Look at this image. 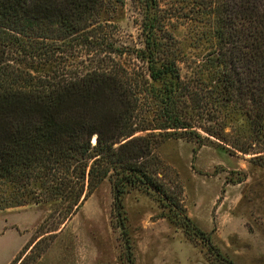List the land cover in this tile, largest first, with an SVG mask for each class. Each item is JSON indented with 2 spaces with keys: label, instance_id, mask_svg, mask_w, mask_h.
Returning <instances> with one entry per match:
<instances>
[{
  "label": "trees",
  "instance_id": "16d2710c",
  "mask_svg": "<svg viewBox=\"0 0 264 264\" xmlns=\"http://www.w3.org/2000/svg\"><path fill=\"white\" fill-rule=\"evenodd\" d=\"M143 3L144 45L135 50L143 66L115 61L113 53L123 51L109 45L105 63L84 71L67 59L55 63V55L78 39L88 43L104 0H0V209L53 203L67 219L108 179L117 216L128 190L143 189L203 242L210 264H234L155 185V146L164 134L199 146L204 138L194 124L199 94L180 78L165 13L157 0ZM212 13L213 54L222 69L213 93L225 107L239 104L260 132L264 0H218Z\"/></svg>",
  "mask_w": 264,
  "mask_h": 264
},
{
  "label": "rangeland",
  "instance_id": "374dc122",
  "mask_svg": "<svg viewBox=\"0 0 264 264\" xmlns=\"http://www.w3.org/2000/svg\"><path fill=\"white\" fill-rule=\"evenodd\" d=\"M217 2L157 0L178 51L180 78L199 94L194 124L204 140L199 146L183 135L165 140L164 134L155 146L161 159L155 185L234 264H264V121L260 132L253 130L239 104L225 107L213 93L222 73L213 54ZM144 12L143 0H104L88 43L74 41L55 63L67 59L85 71L105 63L100 60L112 45L123 51L113 53L115 61L143 66L135 50L144 45ZM151 115L143 114L149 121ZM112 203L105 179L67 219L53 203L0 209V264H210L203 242L150 193L129 189L121 218Z\"/></svg>",
  "mask_w": 264,
  "mask_h": 264
}]
</instances>
